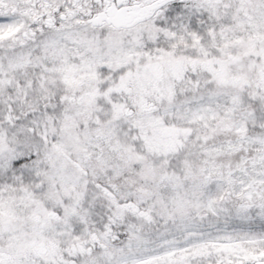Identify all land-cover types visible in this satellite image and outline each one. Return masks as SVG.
Wrapping results in <instances>:
<instances>
[{
    "label": "snow or ice",
    "instance_id": "1",
    "mask_svg": "<svg viewBox=\"0 0 264 264\" xmlns=\"http://www.w3.org/2000/svg\"><path fill=\"white\" fill-rule=\"evenodd\" d=\"M0 264H264V0H0Z\"/></svg>",
    "mask_w": 264,
    "mask_h": 264
}]
</instances>
